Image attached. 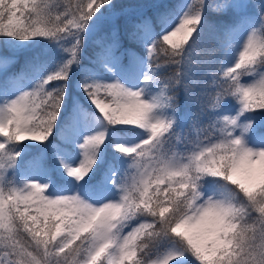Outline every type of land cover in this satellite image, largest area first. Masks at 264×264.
Wrapping results in <instances>:
<instances>
[{
  "label": "snow or ice",
  "instance_id": "1",
  "mask_svg": "<svg viewBox=\"0 0 264 264\" xmlns=\"http://www.w3.org/2000/svg\"><path fill=\"white\" fill-rule=\"evenodd\" d=\"M0 264H264V0H0Z\"/></svg>",
  "mask_w": 264,
  "mask_h": 264
},
{
  "label": "rangeland",
  "instance_id": "2",
  "mask_svg": "<svg viewBox=\"0 0 264 264\" xmlns=\"http://www.w3.org/2000/svg\"><path fill=\"white\" fill-rule=\"evenodd\" d=\"M118 2L120 3H124V4H133L136 2V0H118ZM191 2L195 3L196 0H191ZM129 10H133V9H129ZM85 57H87V53L85 52ZM76 76H73V80H72V85H70V87H72L73 92L75 93V89H74V82H75ZM182 104H179L180 106V112L181 114H183L186 110H188V108L185 105V99L181 100ZM209 133V129H207L206 127H197V126H193L190 125L189 129L187 130L186 133H184V137H185V142L187 143L188 141H192L195 142L197 137L199 136L200 138H203V136L208 135ZM53 144H57L58 140L57 139H53ZM173 143H175V140L173 141ZM111 139H109L108 141V147L105 149V159L107 161V159L111 158ZM49 156H51V151H49Z\"/></svg>",
  "mask_w": 264,
  "mask_h": 264
},
{
  "label": "trees",
  "instance_id": "3",
  "mask_svg": "<svg viewBox=\"0 0 264 264\" xmlns=\"http://www.w3.org/2000/svg\"><path fill=\"white\" fill-rule=\"evenodd\" d=\"M64 2H67V0H64ZM73 2H75V0H73ZM214 44H215V41H214L212 34L206 31L205 34L203 35V37L201 38L200 45L197 46L195 49H193L192 52L190 53V58L193 61L200 62L207 55L208 49L213 47ZM219 59H220V57L217 56V61H219ZM168 74H169L168 72L162 73V78L166 77ZM183 99H184V96L181 95L179 98V104H182L181 100H183ZM203 123H204V121L200 120V121H197V123L195 125H193L191 121H186L184 123V133L187 132L190 125L202 128L201 125Z\"/></svg>",
  "mask_w": 264,
  "mask_h": 264
}]
</instances>
